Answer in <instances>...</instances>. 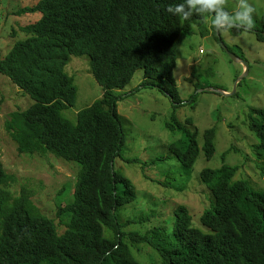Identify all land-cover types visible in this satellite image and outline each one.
<instances>
[{"label": "trees", "instance_id": "16d2710c", "mask_svg": "<svg viewBox=\"0 0 264 264\" xmlns=\"http://www.w3.org/2000/svg\"><path fill=\"white\" fill-rule=\"evenodd\" d=\"M180 2L37 0L17 11L40 15L20 28L25 37L0 57V74L32 102L12 112L5 127L18 153L48 152L79 170L73 187L68 184V192L63 188L57 195L68 201L54 204L56 224L27 191L14 196L9 185L15 177L0 163V264H147L136 257L144 246L152 256L148 264H264V190L234 179V166L199 167L196 174L208 191V206L198 224L185 205L173 210L167 226H152L144 233L127 232L120 222L136 192L113 169V161L136 162L122 158L124 134L114 91L127 86L139 69L144 78L138 87H156L172 102L165 128L181 134L168 145L166 159L175 160L174 169L181 167L184 172L179 173L188 177L199 157L205 163L215 152L213 127L201 136L197 126L190 128V118L180 122L174 115L184 105L174 78L176 45L180 35H191L192 24L207 15L193 12L180 20L166 11ZM261 22L254 30L264 42V15ZM83 55L101 96L79 110L73 123L61 113L77 97L65 66L71 56ZM204 87L196 85L195 90ZM195 99L189 98L191 105ZM248 127L264 163V109H251Z\"/></svg>", "mask_w": 264, "mask_h": 264}, {"label": "rangeland", "instance_id": "374dc122", "mask_svg": "<svg viewBox=\"0 0 264 264\" xmlns=\"http://www.w3.org/2000/svg\"><path fill=\"white\" fill-rule=\"evenodd\" d=\"M36 1L0 0V57L16 40L25 37L20 28L38 19L40 14L17 12ZM247 2L254 9L250 27L253 31L242 27L239 28L242 30H218L211 23V15L207 14L192 24L191 35L179 36L174 78L184 105L177 108L174 115L180 122L190 118V128L197 126L201 136L210 127L215 130L213 157L205 163L199 157L188 177L179 173L184 172L181 167L174 169V159H166L168 145L181 137L176 130L165 128L173 112L171 100L156 87H138L144 78L142 69L133 75L127 86L114 91L119 96L116 109L124 134L122 158L135 159L136 162L128 163L118 157L113 161V169L127 177L136 192V200L125 207V213L121 212L120 222L125 231L144 233L152 226H167V219L178 205H185L198 224L201 212L208 206V191L196 174L201 165L237 167L234 179L246 180L253 188L264 190L261 172L264 163L258 158L253 146L257 139L248 127L251 109H264V42L257 38L254 30L259 22L262 25L264 0ZM239 3L240 0H224V8L232 14ZM226 49L238 58L242 56L247 70L232 60ZM65 72L73 79L77 97L74 105L61 113L74 123L79 110L100 98L101 88L90 73L86 55L71 56ZM196 85L212 87L225 94L200 90L203 88L195 90ZM192 95L196 96L195 105L189 101ZM31 102L0 74V163L7 174L15 177L9 185L14 196L27 191L40 212L58 224L54 204L68 200L57 195L63 188L67 193L69 185L73 187L79 167L48 152L18 153L5 123L12 112L25 109ZM166 174L169 179L165 178ZM165 181L173 187H164L162 182ZM62 230L63 226L59 227V232ZM150 255L149 248L144 246L136 257L146 259L148 264L152 259Z\"/></svg>", "mask_w": 264, "mask_h": 264}, {"label": "clouds", "instance_id": "9594fccd", "mask_svg": "<svg viewBox=\"0 0 264 264\" xmlns=\"http://www.w3.org/2000/svg\"><path fill=\"white\" fill-rule=\"evenodd\" d=\"M166 11L180 20L188 19L193 12L210 14L211 23L216 29L250 28L253 19V7L247 0H240L236 10L229 14L224 8V0H182L180 3L170 4Z\"/></svg>", "mask_w": 264, "mask_h": 264}, {"label": "water", "instance_id": "95a60500", "mask_svg": "<svg viewBox=\"0 0 264 264\" xmlns=\"http://www.w3.org/2000/svg\"><path fill=\"white\" fill-rule=\"evenodd\" d=\"M227 51V49H226ZM227 54L229 55V57L234 60L235 62H239L240 64H242V66L245 68V70H247V66L245 64L244 61H242V59L236 57L235 55H233L231 52L227 51ZM200 90H206V91H215V92H218L220 94H225L223 91L221 90H217V89H214L212 87H208V88H203V89H200ZM234 92L230 93V94H233Z\"/></svg>", "mask_w": 264, "mask_h": 264}]
</instances>
